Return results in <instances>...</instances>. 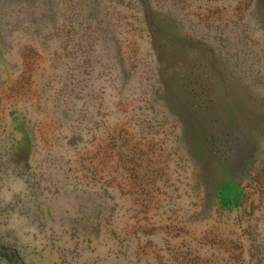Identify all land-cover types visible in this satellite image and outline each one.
<instances>
[{"label": "rangeland", "instance_id": "1", "mask_svg": "<svg viewBox=\"0 0 264 264\" xmlns=\"http://www.w3.org/2000/svg\"><path fill=\"white\" fill-rule=\"evenodd\" d=\"M0 264H264V0H0Z\"/></svg>", "mask_w": 264, "mask_h": 264}]
</instances>
